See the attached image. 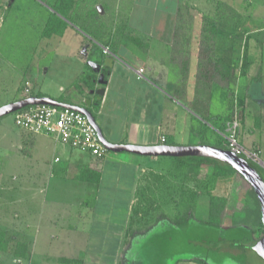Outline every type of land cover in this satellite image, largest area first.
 Wrapping results in <instances>:
<instances>
[{
	"label": "crops",
	"instance_id": "1",
	"mask_svg": "<svg viewBox=\"0 0 264 264\" xmlns=\"http://www.w3.org/2000/svg\"><path fill=\"white\" fill-rule=\"evenodd\" d=\"M257 1L259 4L256 3L255 9L260 13L264 8V0ZM253 2L254 0H249V4L253 5ZM182 4L181 0H176L172 17L166 23L168 28L154 34V23L148 16H144V13L158 11L160 0H142L140 4L133 0L125 29H131L135 36L125 37L130 41V44L127 43L130 48L139 52L141 56L85 57V62H81V70L68 85L67 91L70 92L59 88L60 96L65 94L62 100L66 104L80 107H85L86 101L89 100L91 104L88 110L94 115L96 125L106 141L139 147L158 145L195 147L204 143L206 146L224 148V136L229 124V120L224 116L234 115L238 122L232 129L235 131L238 144L247 150L257 152L259 159L264 163V62L257 66L256 70L253 66L257 61L239 62L238 56L235 58L214 56L216 62L230 68L234 74L235 86L232 88L234 97L230 92L233 105L229 106L225 102L227 91L222 86L198 79V58L192 56L193 53L188 56L186 71L184 70L186 65L181 63L185 56H172L177 10ZM133 8L138 10L135 21L133 16H130ZM194 25V28L197 26L201 28V20L194 22ZM68 28L64 29L61 39ZM231 31L233 35L235 34V39L239 36L243 39L249 35L246 32L234 33V27H231ZM197 32L194 39L199 37L200 33ZM219 34L217 32V43ZM192 43H195L194 40ZM105 58L108 62L111 61L112 65L105 81L102 79V84H99L98 79L102 78L101 75L91 72L89 66L94 70L95 60L101 62ZM86 75H91L94 79L82 83ZM210 86L220 88L221 95L216 93L214 98V89ZM100 88L104 93L98 100L94 91ZM224 93L226 94L223 96ZM24 97L20 96L17 100ZM208 102L214 105V110ZM219 102L222 105H219ZM22 137L24 143L27 142L31 149L38 147L42 149L47 143L48 148L52 147L54 154L51 164L43 166L49 172L50 178L54 179L52 187L55 196L44 200L45 209L38 214L39 216L37 213L32 216L34 212L32 201L24 202L21 208L23 235L32 238L44 235L46 240L50 241L48 249L52 254L47 257L42 254L47 251L39 252L37 249L35 252L38 254L35 255L32 248L31 255L37 257L34 264H127L128 250L132 248L130 241V247L128 249L124 247L127 241L125 238L127 221L132 213V204L136 190L140 187L141 176L150 170L145 169L146 167L159 163L167 166L174 158L107 151L102 159L96 160L87 154L56 145L44 136L25 133ZM56 159L58 161H55ZM199 170L208 172L207 168ZM226 177L233 180L226 194L219 193L218 186L209 193H198L191 209L193 219L208 222L210 197L214 196L225 201L220 213L213 211L211 215L210 220L214 225L219 226L221 230L252 231L254 237L261 234L264 230L261 223V208L253 190L236 174L210 178H217L221 184ZM123 198H125L123 207L115 208L116 205L121 206L120 200ZM100 201L108 206L104 209L105 213L97 207ZM100 210L101 217L123 220L122 229L113 234L114 236L110 233L104 236V240L100 232L96 234L92 230V221ZM36 218L40 221L43 219L44 222H39L34 229ZM158 221L160 224L151 226L149 230L153 233L159 229L155 235L168 233L174 227L170 218L162 217ZM16 228L19 229V226ZM38 232L42 234L38 235ZM254 253L256 254L255 251ZM168 260L174 261V257ZM179 262L174 261L175 264ZM193 262L192 264H199Z\"/></svg>",
	"mask_w": 264,
	"mask_h": 264
},
{
	"label": "rangeland",
	"instance_id": "2",
	"mask_svg": "<svg viewBox=\"0 0 264 264\" xmlns=\"http://www.w3.org/2000/svg\"><path fill=\"white\" fill-rule=\"evenodd\" d=\"M57 1L59 0H13L12 2L11 0H0V108L30 93L54 100L64 99L65 94L61 97L59 88L67 91L69 83L71 84L81 70V62H85L84 58L87 56H141L139 52L130 48L127 44H130V41L125 37L135 36L131 29H125L133 0H73L74 3L70 6L68 14L70 15L71 11L76 9L78 14L76 24L69 23L53 10L52 5ZM61 1L64 6L70 5L69 0ZM141 1L136 0V3L140 4ZM181 1L184 4L180 12L182 37L177 46L181 56H186V54L190 56V53H193L192 56H198L202 28L198 26L194 28V22L201 20V26H204V31L208 34L212 24L216 23L215 25L218 26L217 32L220 34L218 43L216 42L214 46V56H233L234 58L238 56L239 62L242 60L257 61V64L253 66L256 70L257 66L264 62V8L260 10V13L257 12L255 9L257 8L256 3L259 4L257 0H254L253 5L249 4V0ZM175 2L176 0H160L158 11L144 13V16H148L154 23V34L168 28L166 23L172 17ZM97 6L102 7V14L97 13ZM136 13L138 15V10L133 8V13H130L133 21L136 20ZM51 14H55L54 20L60 19L66 24V28L69 27L62 39L56 34L48 36L44 33ZM204 18L207 21H204ZM94 23L99 24L101 28V40L104 44L102 48H108L106 54L102 52L101 45H96L98 43L79 29V25L92 27ZM231 27H234V33L246 32L249 35L244 36L243 39L240 38L242 36L235 39ZM56 28L57 23L50 24L51 30L55 31ZM197 31L200 33L199 37L194 39ZM231 33L232 38H230ZM159 40L162 39L159 38ZM193 40L195 43H192ZM210 87L214 89V98L216 93L221 95L220 88ZM239 93L242 94L241 91ZM230 99L231 96L227 91L225 102L229 106L233 105V100ZM219 105L222 103L219 102ZM210 106L214 110V105ZM225 117L229 120L225 136L231 132L235 134L232 126L236 125L238 120L234 115H225ZM12 120L13 114L0 118V264H34L37 257L31 255L32 248H34L35 255L38 254L35 252L37 249L39 252L47 251L44 252L45 254L42 253L44 257H47L52 254L48 249L50 241L41 235L42 232H38L41 237L32 238L23 235L21 208L24 202L32 201L35 212L32 216L36 213L39 216L38 214L45 209L44 200L55 196L52 187L54 179L50 178L49 172L43 166L51 164L54 154L52 147L48 148L47 143L42 149L40 147L31 149V146L23 141L22 136L25 132L17 128ZM229 129L232 131L230 132ZM212 133L214 134L213 131ZM225 136L224 145L227 149ZM255 153L258 155L257 152ZM145 169L151 171H146L141 176L140 187L136 190L132 204V213L127 221L125 249L130 247L129 241L132 242V248L128 250V257H126L127 260L129 259L127 264L136 262L138 264H175L174 261L177 259L180 261L178 264L194 263L193 257L202 256V253L197 249L199 246L188 244V238H184L186 248L183 250H189L185 253H176L174 261H169L161 258L158 252L154 253L152 244L146 243L150 236L146 234L134 237L133 235L147 231L162 217L170 218L174 223L181 216L193 217L192 204L198 193H209L218 186L219 193L226 194L233 180L226 177L220 184L217 178L209 177V172L189 170L177 161H171L167 166L159 163ZM124 200L125 198L121 199V206L116 205L115 208H122ZM97 207L105 213L104 209L108 206L100 201ZM15 218L17 220L14 221ZM195 221L201 222L199 219ZM39 222H44V220L40 221L36 218L34 229ZM92 223V230L96 234L100 232L103 240L104 236L106 237L109 233L113 235L123 227L121 218L101 217V210ZM16 224L19 229L16 228ZM158 231L159 229H156L153 234H158ZM230 236L238 237L233 233ZM194 239L193 237L190 239L192 244ZM231 251L226 254L228 253L226 249V253L213 256L214 259H219L220 263H213L212 258L208 263L264 264V259L258 257L252 250L239 253H236L237 249ZM65 262L69 263V261Z\"/></svg>",
	"mask_w": 264,
	"mask_h": 264
},
{
	"label": "trees",
	"instance_id": "3",
	"mask_svg": "<svg viewBox=\"0 0 264 264\" xmlns=\"http://www.w3.org/2000/svg\"><path fill=\"white\" fill-rule=\"evenodd\" d=\"M79 1V0H78ZM85 1V0H81ZM69 6H64L62 1H57L54 5H52L53 10L62 18L67 20L69 23L76 24L77 22V11L76 9L71 11V14H68V10L70 6H72L73 0H69L68 2ZM76 5V4H75ZM182 5L178 6L177 10V24L174 32V39H173V45H172V56H181L180 50L177 49V46H179V40L182 37L181 34V24H180V15L182 10ZM97 11V10H96ZM98 13V12H97ZM55 14L50 15V21H48L47 26L45 27V34L50 36L51 34H56L58 36H61L63 34L64 29L66 28V24L58 19L57 21L54 20ZM204 21H207V19H203ZM51 23H57L56 30L50 29ZM212 24L209 29V34L205 32L204 26H201V36L199 41V48H198V72L197 77L198 79L205 81V82H213L217 83L220 86L224 88V90L229 91V95L232 92V88L235 86L234 82V74H232L231 69L228 67H225L222 65V63L216 62L214 60V46L216 45V38H217V28L218 26ZM79 29L83 30L90 36L92 39L98 41L102 46L101 38H102V32L101 28L99 27V24H95L90 27L87 25H79ZM189 42V41H188ZM93 48H96V46H93ZM188 56L186 54L185 57H183V61L181 63H184L186 66L184 67V70L186 71V67L188 64ZM111 62V61H110ZM106 60V58L99 62L95 60V66L96 68L93 70L90 66V71L94 72L96 75H101L103 81H105L106 76L111 68V63ZM89 65V64H88ZM186 75V74H185ZM94 77L91 75H86L82 79V83H85L87 81H92ZM77 86V85H76ZM28 97H37L41 98L44 97L42 95L30 93ZM46 97V96H45ZM24 99V98H22ZM19 99V100H22ZM18 101V100H17ZM58 102L66 104L63 100L58 99ZM91 113V112H90ZM94 117V115L92 114ZM201 146H204L205 144H200ZM221 149H225V147H219ZM243 159V158H242ZM174 161L182 163L183 166L186 168L199 170L201 168H207L208 169V175L210 177H216V176H223L226 174H236L238 175L229 165L225 164L224 162H221L219 160H216L214 158L206 157V156H200V155H187L183 157H175ZM253 169H255L263 178L264 180V170L259 168L257 165H253L252 162L247 161ZM238 177H240L238 175ZM243 179L242 177H240ZM225 201L220 200L214 196L210 197V203H209V211H210V217L208 222H196L192 216H181L177 220V222H173L174 227L171 228L168 233L163 232L162 235H153L150 229H148L145 232H142L140 234L141 236H145L146 234L150 236L147 240V244L151 245L154 249V253L158 252V255H160L163 259H170L176 255V253L179 252H186L188 250L185 249L184 244V238H188L189 242L188 244L191 246H199L200 252L202 253V256H195L193 257V261H196L199 264H210L208 263L209 260L212 258V262L220 263L219 259H214L213 256H215L218 253H226L229 254V251L232 249H237V252H242L245 250H253L254 245L260 240L261 236L264 233V230L261 232V234L256 235L254 237V234L252 231L243 230V229H223L221 230L219 226H216L212 223L210 220L211 215L213 214V211H221L224 208ZM220 213V212H219ZM156 226L160 224V221H156ZM238 235V237L233 238V236H230V234ZM134 237H138L139 234L133 235ZM132 237V238H134ZM195 238L193 240V244L190 242L191 238ZM232 252V251H231ZM236 252V253H237ZM261 258V257H260ZM263 259V258H261ZM138 260V259H137ZM176 260V259H175ZM179 260L177 259L176 262Z\"/></svg>",
	"mask_w": 264,
	"mask_h": 264
},
{
	"label": "built area",
	"instance_id": "4",
	"mask_svg": "<svg viewBox=\"0 0 264 264\" xmlns=\"http://www.w3.org/2000/svg\"><path fill=\"white\" fill-rule=\"evenodd\" d=\"M103 51L106 54L108 48L103 47ZM25 98L29 97L25 96ZM12 114L14 125L27 134L44 136L56 145L87 154L96 160L102 159L108 153L101 144L94 127L83 114L77 111L69 108L35 105L24 107ZM161 141L163 143L164 139ZM225 141L228 151L264 170V163L259 156L254 151L239 145L233 132L225 136Z\"/></svg>",
	"mask_w": 264,
	"mask_h": 264
},
{
	"label": "water",
	"instance_id": "5",
	"mask_svg": "<svg viewBox=\"0 0 264 264\" xmlns=\"http://www.w3.org/2000/svg\"><path fill=\"white\" fill-rule=\"evenodd\" d=\"M13 0H11L12 2ZM10 5V4H8ZM96 10L99 14H102V7L97 6ZM98 83L102 84V78L98 79ZM104 93L103 89H98L94 91L97 99L100 100ZM91 102L89 100L86 101L85 107L74 106L69 104H64L58 102L57 100L51 99L49 97H29L22 100H18L6 106L0 108V118L6 115H10L15 111H18L24 107L35 106V105H48L52 107L59 108H69L74 111H77L83 114L90 124L94 127L97 132V136L101 142V144L105 147L108 152L113 153H129L138 156H153V157H183L187 155H200L206 156L210 158H214L225 164L229 165L240 177H242L248 185L253 190L256 198L260 204L261 208V223L264 229V180L262 176L255 170L253 167L244 159L238 157L237 155L231 153L228 150L211 147V146H188V147H172L167 145H158L152 147H139L127 144H112L104 139L102 136L94 117L88 110ZM253 250L256 254L264 259V233L261 236L260 240L254 245Z\"/></svg>",
	"mask_w": 264,
	"mask_h": 264
}]
</instances>
